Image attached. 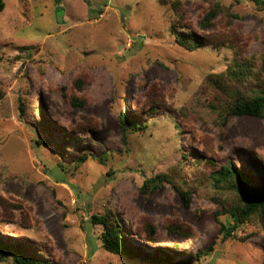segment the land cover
<instances>
[{"label":"rangeland","instance_id":"rangeland-1","mask_svg":"<svg viewBox=\"0 0 264 264\" xmlns=\"http://www.w3.org/2000/svg\"><path fill=\"white\" fill-rule=\"evenodd\" d=\"M3 1L0 243L51 264H264V212L224 239L223 204L237 192L210 177L230 165L264 191V117H220L233 62L246 64L236 90H264V10L254 0ZM186 31L205 46H181L175 32ZM122 115L146 129L125 134ZM157 175L187 200L164 179L141 190ZM109 210L124 249L145 260L103 249L90 217Z\"/></svg>","mask_w":264,"mask_h":264},{"label":"trees","instance_id":"trees-1","mask_svg":"<svg viewBox=\"0 0 264 264\" xmlns=\"http://www.w3.org/2000/svg\"><path fill=\"white\" fill-rule=\"evenodd\" d=\"M59 2V0H56ZM165 5H171L176 9L179 5L178 1L160 0ZM256 5L264 10V0H254ZM4 8V1L0 0V12ZM212 16V13H211ZM208 18V17H207ZM210 18V17H209ZM208 18V20H209ZM183 30H187V27L182 26ZM176 41L189 51H195L205 46L206 40L204 37L198 36L190 31L186 33H176ZM24 50H29L28 47H22ZM245 63L233 62L227 69L226 80L220 82L221 90L231 97V101L222 108H220V117L224 120L230 115H252L257 117H264V90L261 92H255L253 95H246L236 90V87L232 85L234 82L236 85L243 82L245 77ZM244 70V71H243ZM215 106V105H213ZM21 111L23 107L21 104ZM121 127L125 134L131 131H144L147 127L145 124H138L134 121H129L122 115ZM86 157H81L80 161H84ZM211 179L215 183L223 182L227 184L231 190L237 192V200L231 206L223 204V212L229 214L233 223L224 227L223 238H228L232 231L235 230L239 225L243 223L251 222L264 212V191L259 190L254 182L247 175L235 172L230 165L222 167L219 171L214 172L210 175ZM168 180L174 187L180 192L183 199L186 201L188 198V191L182 190L180 186L175 184L172 179L167 178L165 175H157L153 178L146 179L141 190L151 191L156 189L162 182V180ZM90 221L93 224H98L103 227L100 239L104 250L127 256L131 259H142L141 255L133 252H128L124 249L121 241V232L119 227V221L114 216L112 211H105L102 214H95L90 217ZM169 231L176 232L181 236H186V233L182 231L179 225H173L168 228ZM147 239L146 241L154 244V233L155 228L149 224L147 226ZM137 236L140 237L139 232H136ZM12 258L13 264H51L48 261L32 257L25 253L23 248L19 245H8L0 243V262L7 258ZM149 263L157 264V260H148Z\"/></svg>","mask_w":264,"mask_h":264}]
</instances>
